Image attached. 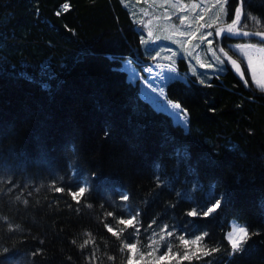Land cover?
Masks as SVG:
<instances>
[{
    "label": "trees",
    "instance_id": "16d2710c",
    "mask_svg": "<svg viewBox=\"0 0 264 264\" xmlns=\"http://www.w3.org/2000/svg\"><path fill=\"white\" fill-rule=\"evenodd\" d=\"M224 1L228 18L240 7L264 23V0ZM145 28L127 0H0V261L264 264V90L247 71L180 57L186 79L166 94L183 127L122 69L166 61L141 43ZM210 192L221 208L188 216ZM133 216L135 228L119 223ZM235 218L258 234L230 255Z\"/></svg>",
    "mask_w": 264,
    "mask_h": 264
},
{
    "label": "rangeland",
    "instance_id": "374dc122",
    "mask_svg": "<svg viewBox=\"0 0 264 264\" xmlns=\"http://www.w3.org/2000/svg\"><path fill=\"white\" fill-rule=\"evenodd\" d=\"M127 4L134 10L142 25L145 24L146 36L144 39L149 40L148 46H159V52L155 56L164 58L166 61L160 60L144 65H136L129 58L123 62V68L127 71L128 79L139 84L141 95L147 98L156 108L162 109L172 115L176 123L177 118L173 113H179L180 120L184 121V124L188 126L187 111L182 107L180 109L171 107L173 104L179 103L167 97L166 85L169 81L165 83L163 77L168 75V66L171 65L176 68V74L181 79H186L179 71L177 65L174 64L180 57L192 60V62L194 60L197 62L198 59V64L212 65L215 68H219L224 64L230 65L236 72L227 57L219 51V48L223 47L240 65L241 72L243 73L242 79L245 80L247 71L251 82L261 88L255 80L264 82V54L251 53L252 64L246 67L247 57H244L242 53H238L235 46L237 44L254 43L257 47H264V43L260 42L262 38L255 36H234L229 38L227 33L221 37L216 36V31L219 27L226 28L227 24L235 19V14H232L228 18V10L225 8L224 0H191L188 2L182 0H127ZM201 16L203 19H200ZM185 17L187 19H184ZM206 24H211L212 27H205L204 25ZM138 25H140V22ZM236 27L237 31L241 33L244 31L255 32L264 30V23L254 16L242 13L241 20ZM149 31L152 33L151 37L147 35ZM209 31L213 32V36L208 38L213 41L210 46L207 41L201 42L199 39L201 35ZM181 33H184V35H181ZM193 33L196 34L195 39H192ZM189 40H191V43H188ZM162 41H168L176 47L171 48L169 44L166 47L162 46ZM217 41L219 42L217 43ZM197 45L199 46L197 47ZM147 48L150 49V47ZM170 49L176 51V55H169ZM213 51L220 58L219 61L213 57ZM189 52H191V56L188 55ZM149 68H151V72L148 71ZM253 72L255 73V80L251 76ZM237 74L241 77L239 73ZM162 87L163 94H161ZM182 126L185 127L184 125ZM230 225L228 234L235 228L246 227L236 218L231 220Z\"/></svg>",
    "mask_w": 264,
    "mask_h": 264
},
{
    "label": "snow or ice",
    "instance_id": "6c2138e0",
    "mask_svg": "<svg viewBox=\"0 0 264 264\" xmlns=\"http://www.w3.org/2000/svg\"><path fill=\"white\" fill-rule=\"evenodd\" d=\"M241 2H242V0H241ZM61 9H62L63 12L69 11L70 10V4L67 3V2L62 4L61 5ZM60 14H61L60 11H58L56 13L57 16H59ZM241 14H242L241 8L237 7L235 9V19L231 23H228L226 28L225 27H219L217 29V31H216V36L217 37H221L225 33L228 34L229 38H232L234 36H243V37L255 36V37L262 38L260 42L264 43V30L255 31V32L244 31L242 33L237 31V27L236 26H237L238 22L241 20ZM184 19H187V17H185ZM200 19H203V17L201 16ZM181 23H183V21H181ZM204 26L208 27V28L212 27L211 24H206ZM147 35L149 37H151L152 36L151 31H149L147 33ZM181 35H184V33H181ZM211 36H213V32L209 31L206 34L201 35L199 37V39H200L201 42L207 41L208 45L210 46L213 43V41L209 40L208 38L211 37ZM195 38H196V34L193 33L192 34V39H195ZM218 42L219 41H217V43ZM141 43L144 44V45H148L149 44V40L141 39ZM153 43H154V41H153ZM188 43H191V40H189ZM198 46L199 45H197V47ZM235 49L238 51V53H242L244 57H247L246 67L250 66L252 64L251 53L255 52V53H259V54H264V47H257L256 44H254V43L237 44L235 46ZM152 51H155V49H152ZM219 51L221 53H223L224 56L227 57L228 61L231 62V65L234 66L236 72L241 75V78H243V73L241 72L240 65L237 63V60L233 59L232 56H230L228 54V52H226L223 47L219 48ZM173 55H176V53L174 52ZM188 55L191 56V52H189ZM212 55H213V57L216 58L217 61L220 60V58L218 56H216V52L215 51L212 52ZM181 58H183V57H181ZM197 63H199L198 59H197ZM221 63H223V62L221 61ZM45 67H46V65H41L42 69L45 68ZM200 67L201 68L212 67V65H204V64L201 63ZM148 71L151 72V68H149ZM191 71H192L193 74L196 73V69L195 68H192ZM220 71L223 72L224 69L221 68ZM176 73H177L176 68H174L171 65H169L168 66V75L166 77H163L165 83L167 81L181 79V77H179ZM161 75H163V74H161ZM251 76H252V79L255 80V73L254 72L251 73ZM198 82L201 85H203L205 83V81L203 79H200ZM244 82L247 85V81H244ZM255 82L258 85H260V87L262 89H264V82H261L259 80H255ZM161 94H163V87L161 88ZM171 107L174 108V109H180L181 105L173 104ZM173 115L176 116L177 123H179L181 125H184L185 127L187 126L186 124H184V121L180 120L179 113H173ZM106 135H107V132H106ZM185 157H187V152L186 151H184L182 153L178 151V153H177V158L178 159H183ZM57 191H63V188H58ZM85 191H86L85 187L81 186V187H79L78 191L71 192V195H72L74 200L79 202V199L84 196ZM208 195L210 197L211 206H208L207 203L201 204V205H199V208H200L199 212L197 211L196 207H194L191 211L187 212V215L190 216V217H197L198 215L202 216V217H207V216L215 213L218 209H220L222 203L224 202V194L223 193L216 194V193H211L210 192ZM17 199H19V197H17ZM124 199L125 200L128 199V196L126 194H124ZM26 203H27V201H25V204ZM89 207H90V205H89ZM134 219H135V216H133L132 219H121V220H119V223L122 224V225H126L128 227L135 228V225H134V222H133ZM108 231L109 232H113V229L111 227H109ZM113 234L116 235L117 233H113ZM253 234H258V233L250 234L248 228L244 227V226L235 228L232 232H230L228 234V236H227V240L230 243V247H231L230 255L243 253L244 250H245V245H247L248 240L251 238V235H253ZM169 235H171V233H169ZM206 235H207V233H205V236ZM204 238H205L204 236H197L195 240L191 241V243L196 244L198 241L203 240ZM180 239L183 241V243L185 245H188L190 243V241L187 240V239H184L183 236H181ZM41 243H42V241H41ZM73 243H75V241H73ZM126 247H127V245H126ZM131 248L135 249V244H132ZM215 250L216 249H213V251H215ZM169 251H170V249H169ZM40 253H41V250H37L34 253V255H39ZM207 254L208 253H205V255H207ZM166 258H167L166 256H161L160 257L161 260H165ZM190 258L191 257L187 253H185V255L183 256V259H185V260H188ZM0 264H5V262L4 261H0ZM129 264H131V262H129Z\"/></svg>",
    "mask_w": 264,
    "mask_h": 264
}]
</instances>
